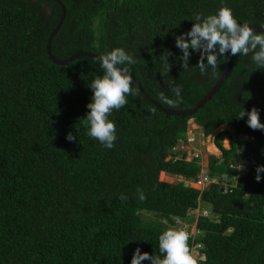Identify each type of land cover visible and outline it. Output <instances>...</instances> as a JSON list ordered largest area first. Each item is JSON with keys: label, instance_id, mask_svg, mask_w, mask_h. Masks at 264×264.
Listing matches in <instances>:
<instances>
[{"label": "trees", "instance_id": "1", "mask_svg": "<svg viewBox=\"0 0 264 264\" xmlns=\"http://www.w3.org/2000/svg\"><path fill=\"white\" fill-rule=\"evenodd\" d=\"M59 1L66 14L50 43L57 60L123 48L144 93L175 111L195 108L227 63L228 54L215 74L209 66L201 75L200 53L190 49L189 68H182L175 37L197 15L227 5L239 23L264 27V0ZM61 4L0 0V264H131L136 248L161 255L159 235L177 227L176 219L189 226L190 247L200 244L198 264H264V172L255 179L264 130L251 129L247 115L238 119L256 107L264 123V69L251 54L233 56L221 88L193 116L167 115L140 91L128 95L108 117L117 137L108 149L83 123L90 83L104 74L100 63L83 56L58 65L47 54ZM165 50L172 67L162 75ZM174 86H182L183 102L171 108L159 94L175 99ZM191 120L205 136L232 129L214 136L222 157H210L208 180L202 158L187 159ZM163 172L183 181H161ZM199 182L201 189L190 186Z\"/></svg>", "mask_w": 264, "mask_h": 264}, {"label": "clouds", "instance_id": "2", "mask_svg": "<svg viewBox=\"0 0 264 264\" xmlns=\"http://www.w3.org/2000/svg\"><path fill=\"white\" fill-rule=\"evenodd\" d=\"M195 21L190 31L175 37L176 47L183 54L179 58L182 60L183 69L187 70L189 68L190 49L200 53L196 67L199 68L201 75L207 74L209 66H211L215 74V70L218 67V59L228 53L233 56L251 54V59L257 65V69H264V32L257 34L256 30L248 22L239 23L234 17L232 9L227 5H222L215 14L206 17L197 15ZM171 55V52L165 50L160 56L165 69V72L161 73L162 75L169 73L171 70L172 65L168 62V57ZM98 62L104 74L96 77L90 83V87L93 90L92 102L87 105L90 111L83 118V123L89 128L88 135L90 137L98 140L104 147L111 149L117 139L115 134L116 124L108 117L113 109L119 110L128 103L126 99L128 95L138 94L139 90L133 89L134 83L131 69L128 67V65L135 64L136 61L123 48H115L107 54L98 57ZM172 91L175 94V99L167 97L163 92L159 94V99L169 107L175 108L183 102V97L181 96L182 86H174ZM245 115L248 117L247 125L251 129L264 130V123H261L259 110L256 107H253L248 112L243 109L239 113L238 119H243ZM66 138L69 141L75 140L72 133H69ZM191 143L187 145L188 148ZM187 146H185V151L187 152L188 160L193 157H201L197 149L188 150L186 149ZM170 159L169 157L166 160ZM209 162L206 166L202 165L206 180L209 179L207 176L210 173ZM243 167V163H239V169L243 170ZM261 172H264V165L256 168L255 179L257 182L261 180ZM163 173L164 175L166 174L165 172ZM213 181L217 183L218 179L214 178ZM190 186L201 189L203 183H192ZM137 194L141 201L146 199L141 188L137 189ZM120 198L127 199L123 195ZM177 223L178 227H168L159 235V253L163 258H161V255L153 256L147 252L141 253L140 248H136L131 264H142L145 260L150 261V264H198L197 258L200 255V247L198 246L200 244L192 249L188 243L190 239L189 231L186 226L179 224V222ZM183 223L185 222L183 221Z\"/></svg>", "mask_w": 264, "mask_h": 264}, {"label": "water", "instance_id": "3", "mask_svg": "<svg viewBox=\"0 0 264 264\" xmlns=\"http://www.w3.org/2000/svg\"><path fill=\"white\" fill-rule=\"evenodd\" d=\"M57 3L61 4V2L59 0H55ZM62 5V18L58 24V26L55 28V30L53 31V33L50 35V38H49V42H48V45H47V54L49 56V58L56 64L58 65H66L67 63L71 62L72 60L78 58V57H83V56H87V57H90V58H93V59H96L98 60V56H95L93 54H90V53H86V52H83V53H78L76 55H73L71 58L69 59H66V60H63V61H60V60H57L52 54H51V51H50V43L55 35V33L57 32V30L59 29V27L61 26V23L64 19V16L66 14V10ZM254 30L256 31H259V32H264V27H252ZM232 58H233V55H231L230 53H228V57H227V63H226V67H225V70H224V73L223 75L221 76V78L219 79V81L215 84V86L211 89V91L202 99L199 101V103L195 106V108H193L192 110H189V111H175V110H171V109H167V108H164L163 106L159 105L157 102L151 100L147 94L144 93L143 89L140 87L139 83L135 80V78L132 76L133 78V83H134V86L142 93L143 97L148 100L150 103H152L154 106H156L160 111L164 112L165 114L167 115H177V116H180V115H183V116H193L206 102L210 101L217 93V91L221 88L223 82L226 80L227 76H228V73L230 71V68H231V63H232Z\"/></svg>", "mask_w": 264, "mask_h": 264}, {"label": "rangeland", "instance_id": "4", "mask_svg": "<svg viewBox=\"0 0 264 264\" xmlns=\"http://www.w3.org/2000/svg\"><path fill=\"white\" fill-rule=\"evenodd\" d=\"M226 129H230L232 131L231 128H229L227 126H223V127L219 128L215 132V134H217L223 130H226ZM215 134L210 135L208 137L207 136L204 137L201 128L199 126H197L196 124H194L192 120L190 121L189 138L191 140H194V141L191 143L190 147L188 148V146H187L186 149H188V150H191L193 148L197 149V151L201 155L203 166L208 165V162L210 161L211 156H216L218 158L222 157V152H220V150L217 148V146L214 142ZM223 144L226 148L230 147V143H229V140L227 138H225ZM210 146H213L216 149V152H211ZM167 158H169V157L167 156ZM160 178L162 181L170 182V183H177V182L183 181V178H181V177H175V176L171 177V176L166 175V174L164 175V173L161 174Z\"/></svg>", "mask_w": 264, "mask_h": 264}, {"label": "built area", "instance_id": "5", "mask_svg": "<svg viewBox=\"0 0 264 264\" xmlns=\"http://www.w3.org/2000/svg\"><path fill=\"white\" fill-rule=\"evenodd\" d=\"M244 139L248 140L249 137H248V136H244L243 140H244ZM188 141H189V143H190V142H193L194 140H191V139L189 138ZM196 156H198V155L196 154ZM204 214H206V212H204ZM177 222H179V224H182V225L186 226V228H187V230H188L189 226L186 225L185 223H183L180 219H176V225H177V227H178L179 225H178ZM194 231L196 232V234L199 233V231H198L197 229H195ZM198 247H200V245H199Z\"/></svg>", "mask_w": 264, "mask_h": 264}]
</instances>
